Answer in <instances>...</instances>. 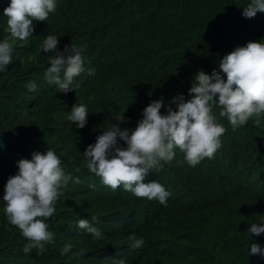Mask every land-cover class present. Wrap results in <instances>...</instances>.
I'll return each instance as SVG.
<instances>
[{"label": "trees", "instance_id": "1", "mask_svg": "<svg viewBox=\"0 0 264 264\" xmlns=\"http://www.w3.org/2000/svg\"><path fill=\"white\" fill-rule=\"evenodd\" d=\"M9 3L0 0V41L9 35L3 15ZM247 3L249 0H56V10L48 20H33V36L14 43L13 61L0 71V264H119L121 259L125 264H264V256L249 255L254 242L264 248V234L245 232L247 222L248 226L264 223V116L259 126L252 120L236 129L230 124L232 130L225 142L221 139L214 157L201 161L204 186L187 194L181 181L177 198L170 207L161 208L179 214L190 208V197L207 201L205 210L210 214L197 224L204 229L213 227L208 231L213 243L208 247L213 250L209 262L180 257L183 247L172 238L167 243L161 235L157 239V233L134 219L142 213L150 226L155 213L160 214L157 200L129 194L105 197L106 192L86 194L97 176L88 170L83 155L84 148L103 133L102 127L117 123V115H124L129 125L152 99L161 98L165 102L161 112L166 114L169 101L177 94L191 98L188 90L199 70L211 75L236 47L263 37L264 13L246 18L243 7ZM47 35H57L60 52L71 36L87 45L83 54L90 64L86 67H94L96 72L75 77L74 83L80 85L76 92H60L44 78L52 53L39 49ZM31 81L37 84L34 92L27 88ZM77 103L85 104L89 112L83 129L67 119ZM219 110L214 108V113ZM118 143L126 147L123 141ZM49 148L61 158L66 174L78 176L81 182L62 189L56 214L46 221L55 234L54 242L45 246L43 255L35 250L25 255L22 249L28 241L4 213V187L17 174L20 159H31L34 152L44 154ZM178 159H183V153L176 149L174 161ZM186 165L173 167L186 177ZM91 190H98V184ZM240 214L242 220L234 221ZM92 216L98 217L100 223L94 226L104 236L98 241L91 234H82L88 233L77 226L80 218L91 222ZM132 232L143 237L146 249L141 251V247L130 255L125 244L130 245ZM161 232L166 235L164 229ZM66 243L73 245L72 252L83 249L84 256L61 255Z\"/></svg>", "mask_w": 264, "mask_h": 264}, {"label": "clouds", "instance_id": "2", "mask_svg": "<svg viewBox=\"0 0 264 264\" xmlns=\"http://www.w3.org/2000/svg\"><path fill=\"white\" fill-rule=\"evenodd\" d=\"M243 15L253 18L264 13V0H249L243 7ZM56 0H10L4 8L7 17L9 35L0 41V71H5L13 61L14 43L26 41L33 36V20L46 21L49 14L55 12ZM259 34V33H258ZM63 52L57 50V35H47L39 51L52 53L49 58L44 78L49 84L56 85L60 92L68 93L80 87L74 78L81 74L93 76L94 67H86L84 50L88 47L76 37L67 38ZM205 69L199 70L193 77L187 99L177 94L169 101L166 114L161 112L165 107L164 99L151 100L143 109V114L134 116L131 124L124 115H117L116 124L102 127L103 133L96 137L94 144L88 145L84 157L88 170L95 174L98 190H91L96 184H90L92 192H106L105 197L129 194L133 197L157 200L160 203V214L155 213L150 226L144 214L134 217L142 221L147 230L157 233L167 243L168 238L182 248L180 257L190 258L200 263L211 261L213 250L208 231L213 227L202 228L198 223L201 218L209 216L205 206L207 201L199 196L190 197L191 206L181 213L164 211L177 198L176 189L184 182L187 194L196 186H204L205 158L212 159L225 142L228 131L246 125L250 120L259 126L264 116V36L238 46L219 62V70L214 69L211 75ZM63 74V75H61ZM226 77V79H225ZM29 91H36L37 84H27ZM175 105V108L172 107ZM214 108L220 109L218 114ZM87 106L83 103L73 105L67 119L77 128L83 129L87 124ZM124 124V125H122ZM231 124V125H230ZM101 123L98 126L100 127ZM129 127L134 130L128 129ZM123 141L126 147L120 146ZM176 149L183 153L182 160H175ZM185 167L189 174L180 175L174 164ZM17 174L10 176L4 187V213L8 223L17 228L28 241L22 251L29 255L35 250L37 255L46 252V245L54 242L55 234L49 231L46 222L56 214V203L64 195L71 182L79 184L80 178L66 174L61 158L49 148L42 154L34 152L31 159H20L17 162ZM70 181V182H69ZM187 216V217H185ZM242 214L235 215L234 221L242 220ZM147 217V216H146ZM148 219V217H147ZM188 223L185 224V220ZM98 217L80 218L77 226L91 234L94 240L104 238ZM158 224V229L154 230ZM245 232L260 236L264 234V223H246ZM166 235L163 236L161 230ZM130 245L125 244L128 252L137 254L146 249L143 237L137 238L132 232L128 235ZM73 245L66 243L61 255L72 252ZM85 254L83 249L72 252V257L79 259ZM249 255L264 256V248L259 243H252ZM119 264H125L121 259Z\"/></svg>", "mask_w": 264, "mask_h": 264}, {"label": "bare ground", "instance_id": "3", "mask_svg": "<svg viewBox=\"0 0 264 264\" xmlns=\"http://www.w3.org/2000/svg\"><path fill=\"white\" fill-rule=\"evenodd\" d=\"M53 86V85H52Z\"/></svg>", "mask_w": 264, "mask_h": 264}]
</instances>
